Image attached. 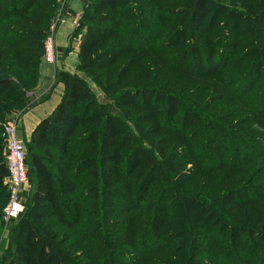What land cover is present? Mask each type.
I'll list each match as a JSON object with an SVG mask.
<instances>
[{"label": "trees", "instance_id": "trees-1", "mask_svg": "<svg viewBox=\"0 0 264 264\" xmlns=\"http://www.w3.org/2000/svg\"><path fill=\"white\" fill-rule=\"evenodd\" d=\"M59 3L0 0V132ZM83 7L77 73L56 72L61 99L30 135L32 192L0 264H264V0Z\"/></svg>", "mask_w": 264, "mask_h": 264}, {"label": "crops", "instance_id": "crops-1", "mask_svg": "<svg viewBox=\"0 0 264 264\" xmlns=\"http://www.w3.org/2000/svg\"><path fill=\"white\" fill-rule=\"evenodd\" d=\"M86 1L68 0L63 19L54 30L55 60L52 64L41 61L39 65V79L32 95L40 102L35 103L23 114V120L29 125L30 135L34 127L52 113L61 99L63 85L55 81L56 72L77 73L78 51L83 31H79L71 20L82 13Z\"/></svg>", "mask_w": 264, "mask_h": 264}, {"label": "rangeland", "instance_id": "rangeland-1", "mask_svg": "<svg viewBox=\"0 0 264 264\" xmlns=\"http://www.w3.org/2000/svg\"><path fill=\"white\" fill-rule=\"evenodd\" d=\"M68 0H60L59 6L53 16V19L51 21V27L49 30V36L52 38V44L55 50V41H54V30L55 27H57V25L60 23V21L63 19V14H64V10L66 9V4H67ZM87 1L84 3L86 4ZM84 13V7L82 10V13L76 17L75 19L73 18V20H71L72 24L76 27L79 28V24H80V19L82 18V15ZM72 25V26H73ZM75 37V36H74ZM54 60H55V52H54ZM43 62H45L46 64H52L49 62H46L44 60V58H42ZM22 87L25 89L28 86V81L26 78H24V76H22ZM87 83L90 87V89L93 91L97 101L101 104H110V100L99 90L95 87V85L92 83V81L90 79H87ZM34 90H30V91H25V95H26V102L23 105V107L18 111V113L16 114H12L10 116L7 117V119L3 122V125L1 127V130L3 128L4 125H11L13 127H15V129L18 132V137L19 139L23 142L24 147H25V154L27 157V144L30 138V132H29V125H26L25 121L23 120V114L29 110L32 106H34L35 103L40 102V100H37L34 97ZM189 102H191L190 100H193L195 102H200L201 104V97H196V96H190L189 97ZM110 112L113 113L114 115H117L119 117H121L128 125H131L130 122L128 120H126L124 118V116L117 111L115 108L110 107ZM2 155H3V150H2ZM28 171V170H27ZM28 178H29V174H28ZM160 184H155L153 187L157 188ZM188 189H192V191L195 193L197 192L198 195L205 199V200H209L210 196L212 194H214V192H216V189L214 187V185H209V186H204L203 187V182L202 184L197 181V179L195 181H193L192 185H190V188ZM23 202H24V211L21 214V217L23 214H25L26 210H25V205L29 200V197L31 195L32 192V188L30 186V183H26L25 186L23 187ZM8 194L9 192H5V194ZM4 194H0V258L6 254H8V245L10 243V240H12L13 236L16 233V228L15 226L18 224L19 220H17V223H10L9 221L6 222L4 220L3 217V210L6 208V206L8 205V197L5 199H3ZM4 202V203H3ZM2 203V205H1Z\"/></svg>", "mask_w": 264, "mask_h": 264}, {"label": "built area", "instance_id": "built-area-1", "mask_svg": "<svg viewBox=\"0 0 264 264\" xmlns=\"http://www.w3.org/2000/svg\"><path fill=\"white\" fill-rule=\"evenodd\" d=\"M46 62L54 61V47L52 38L49 36L45 42L43 56ZM0 138L3 144V159L8 171V205L3 210V217L6 222L15 223L20 219L24 211L23 187L28 180V171L25 165V147L18 137V132L11 125H4Z\"/></svg>", "mask_w": 264, "mask_h": 264}, {"label": "water", "instance_id": "water-1", "mask_svg": "<svg viewBox=\"0 0 264 264\" xmlns=\"http://www.w3.org/2000/svg\"><path fill=\"white\" fill-rule=\"evenodd\" d=\"M15 223H17V221Z\"/></svg>", "mask_w": 264, "mask_h": 264}]
</instances>
